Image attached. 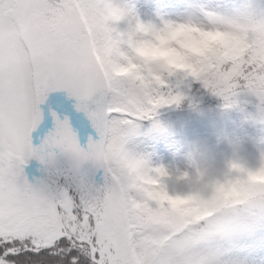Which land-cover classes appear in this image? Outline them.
I'll list each match as a JSON object with an SVG mask.
<instances>
[{
	"label": "snow or ice",
	"instance_id": "obj_1",
	"mask_svg": "<svg viewBox=\"0 0 264 264\" xmlns=\"http://www.w3.org/2000/svg\"><path fill=\"white\" fill-rule=\"evenodd\" d=\"M111 0H0V264H173L152 169L127 144L154 107L115 69L131 30ZM201 82L264 105V55Z\"/></svg>",
	"mask_w": 264,
	"mask_h": 264
},
{
	"label": "clouds",
	"instance_id": "obj_2",
	"mask_svg": "<svg viewBox=\"0 0 264 264\" xmlns=\"http://www.w3.org/2000/svg\"><path fill=\"white\" fill-rule=\"evenodd\" d=\"M118 7L132 32L115 69L125 79L137 69L133 60L160 74L168 67L190 66L220 45L264 42V7L258 0H226L224 7L212 10L187 0L176 18H170L164 0H155L148 20L132 7ZM130 83L133 94L142 98L143 90ZM153 130L169 134L155 119ZM174 146L184 166H155L149 157L136 155L153 170L149 187L167 209L168 255L173 264H239L229 250L264 232V151L250 161L236 142L227 156L199 142L177 140Z\"/></svg>",
	"mask_w": 264,
	"mask_h": 264
},
{
	"label": "trees",
	"instance_id": "obj_3",
	"mask_svg": "<svg viewBox=\"0 0 264 264\" xmlns=\"http://www.w3.org/2000/svg\"><path fill=\"white\" fill-rule=\"evenodd\" d=\"M258 3L264 7V0H258ZM246 43L264 55V42ZM244 45L245 43L220 45L207 57H200L190 66L168 67L160 74L146 71L138 62L134 76L128 79L131 105L151 109L154 107V100L181 97L178 103L154 107L152 118L139 122L153 125L154 119L158 120L169 130V134L162 137L176 140H187L206 125L215 133L230 127L236 128L240 118L264 122V105L247 89H240L238 95L228 102L201 82L210 72L230 71L232 66L244 58L247 52ZM130 80L134 81L137 88L143 90L142 98L133 94ZM263 256L264 249L255 250L254 262L258 263Z\"/></svg>",
	"mask_w": 264,
	"mask_h": 264
},
{
	"label": "rangeland",
	"instance_id": "obj_4",
	"mask_svg": "<svg viewBox=\"0 0 264 264\" xmlns=\"http://www.w3.org/2000/svg\"><path fill=\"white\" fill-rule=\"evenodd\" d=\"M111 2L117 6L134 8L143 20H148L154 14L155 0H111ZM164 3L168 6L170 18H176L186 6L187 0H180L179 2L164 0ZM196 3L205 10H212L224 7L226 0H196ZM116 27L121 32L130 30L128 20H121ZM132 62L138 63L135 60ZM153 126L154 124L139 122L137 134L128 142L127 148L135 155L149 157L155 166H184L183 155L176 154L177 150L174 145L177 140L169 137L163 138L162 135L154 132ZM179 141L207 144L221 156L231 155L233 142H236L241 146L242 154L248 157L250 161H254L255 157L264 151V122L240 118L236 128L230 127L218 133L206 125L199 132L193 133L187 140ZM260 249H264V232L254 239L241 241L236 248L229 250V256L238 260L239 264H264V256L258 263L254 262V251H260Z\"/></svg>",
	"mask_w": 264,
	"mask_h": 264
}]
</instances>
